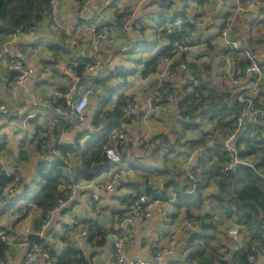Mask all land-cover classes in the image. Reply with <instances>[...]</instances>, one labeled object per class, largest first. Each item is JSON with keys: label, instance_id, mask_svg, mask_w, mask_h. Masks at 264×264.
Here are the masks:
<instances>
[{"label": "crops", "instance_id": "1", "mask_svg": "<svg viewBox=\"0 0 264 264\" xmlns=\"http://www.w3.org/2000/svg\"><path fill=\"white\" fill-rule=\"evenodd\" d=\"M58 2L56 16L60 29L46 17L34 30L11 34L0 42V105L7 107L6 114L0 113V132L6 136L0 149V174L11 176L16 171L24 174L20 189L0 201V232L9 239L4 244L3 259L9 264H25L28 247L24 244L35 242L29 239L30 235L39 236L44 219L41 209L33 207L29 214L19 217L44 186L37 175L39 165L51 160V153L61 148L67 152L64 155L66 170L72 174L80 166L84 151L93 142L92 134L108 124L105 119L99 128L95 125L101 104L108 101L105 109L111 112L119 98L126 96L133 100L132 103H141V108L131 112L126 124L130 148L126 152L119 148L121 162L108 166L94 179L75 180L73 176L70 183L64 182L59 187L72 195L68 205L57 212L46 228L41 242L53 256L55 264H60L62 258L73 250L82 254V264H116L112 246L115 236L125 231L121 222L130 202L127 199L145 190L148 183L159 194L164 193L165 199L155 207L150 220L136 222L135 238L127 247L124 264H223L227 255L250 243L254 233L239 225L235 217L228 218L211 198L206 199L201 208L189 207L180 202L176 192L185 188L187 177L196 180L193 169L203 168L198 156L215 146V138L224 143L226 137H221L220 130L215 128V119L199 118L200 124L204 119L209 120L207 131L213 133V139L206 147L196 148L187 156L176 158L171 154L166 161L164 155L168 145L177 141L178 103L184 98V88L189 81L184 72L177 70L169 82L177 100L171 97L157 100L151 112L147 98L156 87L157 77L155 73L146 76L145 72L147 64L171 46V40L162 36L161 30L184 19L194 29L192 42L203 46L178 63L187 64L189 75L197 80L198 85L200 81H208L234 95L247 89L251 76L241 71L240 60L219 38L223 27L233 17V6L237 1L207 0L201 5L198 0H95L85 10L83 0ZM251 4L254 6L250 7ZM243 7L245 10L235 21V31L230 36L264 60L260 58L264 57V0H249ZM114 9L118 13H134V22L143 26L145 39L133 31L114 28L109 39L96 44L91 25L114 22ZM9 53L23 59L33 72L29 81L19 88L11 86V75L6 68ZM85 61L99 63V66L86 72L78 87L77 96L87 95L89 99L90 116V121L79 130L69 123L68 117L59 114L55 93L74 83L69 69ZM231 77L240 80L238 87L232 90L226 84ZM260 97L264 102V79L260 85ZM250 124L258 123L249 119L244 129ZM258 125H264V122ZM146 144L149 147L144 152ZM177 149L190 152L181 145ZM114 175L119 176L115 190L102 194L99 202L91 197L92 186L81 188L91 184L106 187ZM170 182H175L176 186H169ZM216 190V183L211 182L206 192L209 195ZM187 193L192 191L187 190ZM205 215L212 216L214 227L203 231L199 218ZM76 221L78 226L74 225ZM188 221L197 222L196 227L189 228ZM90 225L100 226L106 234L93 239L89 232L86 236H79L80 230H88ZM234 228L240 232L237 240L229 236L230 229ZM110 230L116 233L112 234ZM174 233L178 236L176 253L162 261L156 260L153 252ZM199 245L204 254L199 260L192 261ZM74 261L71 264H78L76 258ZM36 264L50 263L39 255ZM252 264H264V256H259Z\"/></svg>", "mask_w": 264, "mask_h": 264}, {"label": "trees", "instance_id": "2", "mask_svg": "<svg viewBox=\"0 0 264 264\" xmlns=\"http://www.w3.org/2000/svg\"><path fill=\"white\" fill-rule=\"evenodd\" d=\"M198 1L201 5L207 2V0ZM247 1L249 0H240L241 4L244 6ZM49 4L50 0H0V42L5 40L11 34L26 33L38 27L49 9ZM114 13V22L106 23L103 26L121 30L120 21L128 13H118L117 9H114ZM240 15L241 14H239V16ZM182 21L184 22L185 28L190 29L192 32V35L189 37V42L192 44L193 42L191 38L194 34V29L186 23L184 19ZM136 24L140 23L136 21L133 22V26ZM226 25L227 23L223 27V30L226 28ZM234 31L235 29H233L231 34ZM166 34V29L161 30V35L166 36V39L168 36L169 41L171 40V46H168L167 49L161 52L154 61L147 64L145 72L146 76L154 73L157 74L159 67L161 66V59L163 57L171 56L173 43L175 41L184 40V35L181 32L176 31L169 35ZM207 45L208 44L205 43V46ZM243 49L251 52L247 47H243ZM228 51L234 53L240 60L241 71L245 74V68L249 65V59L247 56L229 48ZM185 56L186 55L182 56L181 59ZM181 63H177V65ZM90 64L92 63H87L85 61L74 68L79 75V84L86 72H88L86 66ZM260 64H264L263 59L260 60ZM251 79L253 81V78ZM168 85H170V83H168ZM190 85L191 83L188 82L187 86L184 88L185 96L178 103L179 118L176 131L177 141L173 145H168L164 155L166 161L171 154L176 155V158H178L180 155L187 156L196 148L199 149L201 147H206L209 141L206 140V137H210V140L213 139L211 138L213 133H210L209 131H203L202 135L194 139H188L186 137V131L195 130L202 126V124L196 122V119H203L206 117H210L211 120L215 119V128L220 130L221 137H227L236 131L238 115L245 109V104L241 103L239 100L242 90L239 91L237 95H234L232 92L222 91L221 89L210 85L208 81H200V84L195 86V91L192 94L188 91ZM166 87L173 92L171 86ZM67 90L68 88L66 90L58 91L64 93ZM55 97L57 99L56 108L67 109L65 99L57 97L56 95ZM167 97L168 96H165L164 98ZM157 100L161 99L158 98L156 101ZM132 101V99L122 96L119 98L111 112L105 109L108 101L101 104L95 117V125L99 128L101 122L105 119L108 120V124L104 125L98 132L92 134L93 142L84 151L80 166L75 168L72 174L68 173L66 170L67 164L64 155L67 152L63 151L61 148V151L58 150L59 155L53 151L51 153L53 154L52 159L44 161L39 165L37 175L44 183V186L39 193L30 200L29 207L25 210V213L23 212L22 214L23 217L29 214L33 207H36L43 211L45 218L46 213L54 208L59 200L68 197L66 192L61 191L59 188L64 182L70 183L73 176L75 180L84 179L90 181L100 172L108 169L109 164H107L108 160L104 148L108 145L112 133L119 128L122 123L127 124V114L125 110ZM255 101L257 108L264 111V102L260 97V89ZM247 121H245L235 143V146L238 149V158L242 161V164L236 165L232 171L225 173L224 168L230 161L223 150L224 143L220 142V138H215V146L207 149L204 154L198 156L203 164V168H199V170L195 168L193 169L196 180L193 181L191 178L187 177V185L185 188H179L176 192L180 202L183 201L182 203H186L189 207L193 206L201 208L204 205L205 200L211 198L214 204L218 206L228 218L235 217L238 220L239 225H242L243 228L254 233L255 236L251 239V242L245 244L242 249H239L233 254L227 255L226 259H223V264H230L231 262L251 264L247 260L248 256L252 254V246L250 244L256 240L264 243V136L262 135L264 125H258L259 123L261 124L264 122V119L258 120L256 121L258 124H250L244 129ZM252 121L254 122V120ZM179 145L190 152H181L177 149ZM11 180V176L0 174V201L3 200L5 187L8 186ZM211 182L216 183L217 190L214 194L209 193V196L206 191ZM168 185L176 186V183L170 182ZM187 190L192 191V193L188 194ZM67 193L71 194L70 191ZM144 194L153 200L165 199L164 193L159 194L154 187L147 183L145 190L127 199V201H130L128 207L132 201L139 199L144 196ZM211 218L212 216L210 215H205L199 218L201 223L200 226L203 227V231L214 227ZM196 220L198 222V218ZM87 231L92 235V239L97 236L102 237L106 234V230L97 225H90ZM103 241L104 239L101 240L102 244ZM4 244L5 243H0V260H4L3 257L6 250ZM203 254V248L199 245L197 253L193 254L191 257L192 261L199 260ZM259 256L258 253H255V260ZM52 257L53 256H51V258ZM75 258L76 263L78 264L84 262L82 254L79 251L73 250L63 257L59 263L71 264V262H75ZM85 264L88 263L85 262Z\"/></svg>", "mask_w": 264, "mask_h": 264}, {"label": "built area", "instance_id": "3", "mask_svg": "<svg viewBox=\"0 0 264 264\" xmlns=\"http://www.w3.org/2000/svg\"><path fill=\"white\" fill-rule=\"evenodd\" d=\"M58 1L59 0H50L49 9L47 10L44 18L48 17V19L51 21V24L54 25L55 28L60 29L61 25L56 16L59 5ZM94 1L95 0H83V9H87L89 5ZM236 1L237 4L233 6V17L227 23L226 28L221 31L220 39L227 45L229 49L241 52L243 55L247 56V58L249 59V65L245 68V74L250 75L251 78H253V81L250 82V85L247 87V89L242 90V93L239 96L240 102L245 104V109L238 115L237 129L234 133L228 135L224 141L223 150L227 154V157L230 161L229 164H227L224 168L225 173H229L230 171H232L236 165L242 164V161L238 158V149L235 146V143L245 121L249 119L254 121L264 119V111L257 108L255 101V98L259 94L261 82L264 79V64H260V59L257 55L243 49L240 43L238 41L232 40L230 36L231 32L234 29V23L237 20L239 14H241L245 10L240 0ZM253 6L254 4L250 5V7ZM133 22L134 13H128L120 21L121 31H133L142 40L145 39V34L143 33L142 26L140 24H136L135 26H133ZM173 26H176V28H174ZM113 29L114 28L96 24L91 25L90 27L96 44H100L101 42L109 39ZM176 31L181 32L184 35V40L175 41L173 43L171 56L165 58L163 57L161 59V68L156 74L157 86L147 98V105L151 112L154 111V102H156V99H162L165 96L171 97L173 99L176 98L175 93L171 92L170 89L166 86H171L168 85V83L172 80L177 70H181L182 72H184L188 78V81L191 83V85L188 87V91L190 93L193 94L195 91V86L198 85L197 80L189 75L187 64L181 63L177 65V63L182 58V56L193 52L199 46H203V44L200 43L195 45L189 42V37L192 35V32L190 29L185 28L184 22L182 20L177 21L174 25H169L166 27V35L172 34ZM97 66H99V63L90 64L86 66V70L88 72L93 71ZM6 68L12 76L11 86L13 88H19L23 86L33 75L32 69L28 66V64H26L23 59L17 58L13 53L8 54ZM69 72L74 77V83H72V85L66 92L62 93L58 91L55 93L57 97L64 98L67 104V109L58 108V112L59 114L68 117L70 124L76 129L80 130L90 121V116L88 114L89 99L87 95L82 96L81 98L77 96L79 87V75L74 70V68L69 69ZM226 84L228 89H235L240 84V80L237 77H231L226 81ZM140 108L141 103H130L125 110L127 114L126 120L128 121L131 118V112H133L134 110H139ZM0 113H7L6 105H0ZM30 117L32 118L33 116L31 115ZM127 133L128 131L126 128V123H122L121 126L112 133L108 145L104 148L108 160L107 164H109V166L116 165L121 162L122 156L119 152V148L122 152H126L130 148L131 140ZM5 142L6 136L2 132H0V148L4 145ZM148 147L149 144H146L143 151L146 152ZM54 152L58 153V151ZM118 177V175H114L111 182L106 187L91 184L87 186H81V188L86 189L87 187L90 188L92 186L91 188L93 192L91 197L93 201L99 202L100 196L102 194L110 193L115 190L116 184L118 183ZM11 178V182L4 190V196L7 194L15 193L19 190L20 183L24 179V174L21 171H16L11 175ZM71 195L72 194L67 193L68 197L66 199L59 200L57 205L46 213L41 226V230L38 234L41 240L43 239L46 228L53 221L54 216L57 214V212L68 205ZM161 204L162 200H153L147 196H142L130 203L127 214L121 222V226L125 228V231L121 235H116L113 241L112 247L116 264H124L126 262L127 247L135 238L136 222L140 220H150L153 216L155 207ZM19 217L22 218L23 215H20ZM74 225L78 226L79 223L76 221ZM186 225L189 228L193 229L196 227V222L188 221L186 222ZM86 235H88L87 230H80L79 236ZM239 235L240 232L237 228L230 229L229 236L232 239L237 240L239 238ZM177 237V233L172 234L170 239L166 241L164 245L160 246L153 252L154 258L158 261H162L167 257L173 256L177 251ZM41 240L39 242L31 241L24 244L28 247L25 264H36L39 255H41L50 264H55L51 258L49 250L44 243H41ZM8 241V237L0 232V243L6 244L8 243ZM250 245L252 246V254L248 256L247 260L252 264L255 261V253H258L260 256H264V243L256 240L253 241ZM0 264L9 263L5 260H0ZM230 264L242 263L231 262Z\"/></svg>", "mask_w": 264, "mask_h": 264}, {"label": "rangeland", "instance_id": "4", "mask_svg": "<svg viewBox=\"0 0 264 264\" xmlns=\"http://www.w3.org/2000/svg\"><path fill=\"white\" fill-rule=\"evenodd\" d=\"M264 41V40H263ZM264 43V42H263ZM199 121H201V120H199V119H197L196 120V122H199ZM204 122L202 123L203 125L200 127V128H197V129H195V130H189L188 132H187V134H186V137L188 138V139H194L195 138V136L196 135H199V134H203V132L202 131H207L208 129H209V120L208 119H204L203 120ZM215 123H216V120H215ZM213 126H215V125H213ZM197 131V132H196ZM200 131V133H198ZM214 136V135H213ZM213 136L211 137V138H213ZM210 137H206V140H210L209 139ZM186 152V151H185ZM175 157H177L176 155H174ZM181 156V155H180ZM180 156H178V157H180ZM35 191L36 190H34V192H32V195L34 196L35 195Z\"/></svg>", "mask_w": 264, "mask_h": 264}, {"label": "water", "instance_id": "5", "mask_svg": "<svg viewBox=\"0 0 264 264\" xmlns=\"http://www.w3.org/2000/svg\"><path fill=\"white\" fill-rule=\"evenodd\" d=\"M173 27L176 28V26H173ZM68 120H69V119H68ZM110 231H111V230H110ZM119 232H122V230H119ZM111 233L114 234V233H116V232H112V231H111ZM29 239H30V240H33V241H35V242H39V241L41 240V238H40L39 236H36V235H33V234L29 236Z\"/></svg>", "mask_w": 264, "mask_h": 264}]
</instances>
